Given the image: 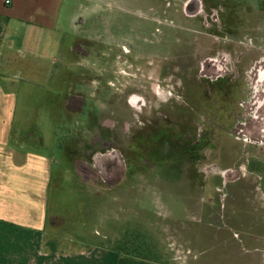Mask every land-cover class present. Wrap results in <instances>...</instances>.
Wrapping results in <instances>:
<instances>
[{"label": "rangeland", "instance_id": "rangeland-1", "mask_svg": "<svg viewBox=\"0 0 264 264\" xmlns=\"http://www.w3.org/2000/svg\"><path fill=\"white\" fill-rule=\"evenodd\" d=\"M68 5L13 108L56 160L63 231L150 264H264V0Z\"/></svg>", "mask_w": 264, "mask_h": 264}, {"label": "crops", "instance_id": "crops-1", "mask_svg": "<svg viewBox=\"0 0 264 264\" xmlns=\"http://www.w3.org/2000/svg\"><path fill=\"white\" fill-rule=\"evenodd\" d=\"M69 1L0 0V264L119 263L103 240L88 243L85 234L63 231L67 219L54 212L61 187L53 179L56 160L31 150V140L15 129L18 79L38 83L51 75L47 50L67 35ZM33 142L45 146L42 137Z\"/></svg>", "mask_w": 264, "mask_h": 264}, {"label": "trees", "instance_id": "trees-1", "mask_svg": "<svg viewBox=\"0 0 264 264\" xmlns=\"http://www.w3.org/2000/svg\"><path fill=\"white\" fill-rule=\"evenodd\" d=\"M130 246L127 244L126 247H116L114 250L120 254L118 264H150L151 259L148 255L142 254L141 251L136 249L129 251Z\"/></svg>", "mask_w": 264, "mask_h": 264}]
</instances>
